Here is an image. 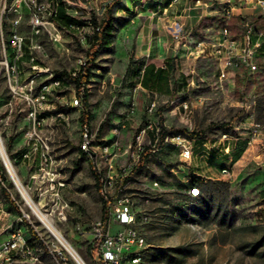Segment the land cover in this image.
Listing matches in <instances>:
<instances>
[{"label": "rangeland", "instance_id": "obj_1", "mask_svg": "<svg viewBox=\"0 0 264 264\" xmlns=\"http://www.w3.org/2000/svg\"><path fill=\"white\" fill-rule=\"evenodd\" d=\"M139 1L137 11L147 10L154 2ZM200 1L207 4V13L193 29L194 52L189 53V38H181V32V37H173L179 41L177 55L165 69H160L163 63L152 51L148 56L136 53L139 24L131 21L133 13L125 11L122 0H66L67 13L81 24L74 30L44 20L35 34L37 28L32 27L24 12L17 27L25 38L23 56L17 60L21 81L29 74L25 63L31 56L54 74L73 70L78 58L86 60L90 68L82 108L68 106L74 85L50 96V109L42 115L45 121L30 141V147L37 149H29L25 156L27 150L22 142L32 123L26 119V103L12 96L8 84L4 51L10 60L14 59L9 49L13 16L2 10L0 0V137L5 150L9 137H13L12 148L6 153L20 183L87 264H103L93 234L95 222L101 220L102 200L89 159L79 151V121L83 116L97 131L96 142L115 141L112 128L127 120V128L119 138L128 142L146 120L149 104L155 101V116L158 120L161 117L168 129L201 131L205 137H213L230 131L220 125L230 122L232 127L241 102L254 96L256 120L264 124V58H257L258 71L247 73L240 69L220 80L213 56L197 54L195 48L199 41L214 39L225 24L236 33L244 22L264 32V11L244 0ZM92 17L112 19V37L105 47L91 49L88 40L82 38L92 32ZM161 70L166 78L158 88L141 85L145 75ZM183 101L189 106L186 115L181 107ZM53 104L57 108L64 104L69 123L51 118ZM132 106L135 112L129 116ZM246 147H242L243 152ZM248 155L250 162L228 176L219 172L221 167H215L218 161L204 164L195 158L188 167L169 147L151 159H143L125 191L132 201V210L148 218L145 223L136 224L146 241L144 264H264V149L254 146ZM126 162V156L117 157L119 172ZM0 167L14 203L4 199L0 184V196L5 201L4 225L13 222L17 227V220L22 217L21 225L38 257L34 263L16 264H60L56 255L76 264L25 205L1 160ZM200 171L205 177L197 174ZM197 180L207 185L198 196H191L189 189ZM153 181L159 186L154 187ZM107 227L114 232L119 226L111 220Z\"/></svg>", "mask_w": 264, "mask_h": 264}, {"label": "built area", "instance_id": "obj_2", "mask_svg": "<svg viewBox=\"0 0 264 264\" xmlns=\"http://www.w3.org/2000/svg\"><path fill=\"white\" fill-rule=\"evenodd\" d=\"M244 1L252 4L255 9L264 11V0ZM195 3H200V0H196ZM57 6L56 0H3L2 10L13 16L9 49L14 54V59L10 60L7 57V51H4L8 84L12 96L26 103V119L32 123V127L25 131V140L22 142L23 148L27 150L25 156L29 149H37V146L30 147V141L36 134V128L45 121L42 115L47 109H50L48 104L50 96L58 94L63 89H70L74 85L71 88L73 95L68 103L70 108H82L86 96L85 70L87 62L83 58L77 59V67L68 71L67 75H56L48 67L40 66L34 56H31L25 63L29 74L25 81L20 80V66L17 64V60L23 56L25 41V38L17 31L20 19L25 12L29 16L32 27L37 28L35 31L37 34L38 27L44 20L53 22L52 18L56 14ZM93 33L92 29L91 34L82 37L83 40L87 41L88 36ZM179 36L180 32L176 29L174 37L179 38ZM261 51L263 53H260ZM196 52L197 54L209 53L213 56L217 62L220 80L228 78L230 74L234 75L240 69L246 70L247 73H254L258 71L257 58L259 56L264 58V32L256 29L252 24L244 22L240 25V31L236 33L225 24L214 39L197 42ZM75 79L77 82L74 81ZM51 107L53 108L52 119L69 123L67 113L58 111L55 104ZM181 107L186 115L189 107L187 102L183 101ZM240 108L231 130L221 131L213 137L188 138L180 133H170L161 139V126L155 116V101L149 104L146 120L133 139L128 142L121 141L119 138L127 128V120H121L112 128L111 133L116 139L111 143L96 142L97 131L93 130L90 122L88 120L79 121V148L87 155L91 164L98 184V193L106 203L108 222L112 220L119 226L114 232H109L107 226L104 230V223L101 220L94 224L95 244L98 246L103 264H144L142 252L146 241L137 230L136 224L145 223L148 218L144 213L136 214L132 210V201L125 191L140 160L145 156L151 159L153 154H157L164 147H169L177 152L180 162L188 167L195 158L204 164L224 159L231 161L234 151L240 147V144L249 145L252 141L260 138L264 131V124L256 120L257 100L254 96L246 97L241 102ZM134 112L135 109L132 106L128 115L131 116ZM163 126L168 129L164 123ZM0 142L4 145L3 139ZM121 156H126L127 162L119 172L116 167V159ZM209 169L210 167L205 172ZM195 171H198V166ZM219 172L223 176L230 175L228 167H221ZM197 174L205 177L203 171ZM209 178L212 179L211 176ZM0 184L8 190L1 176ZM153 186H159L158 182L153 181ZM189 194L198 196L200 194L199 187L191 186ZM4 205L0 196V216L5 214ZM22 222V217H19L17 227L13 225V222L4 225L1 233L6 232L7 235L0 240V264L34 263L38 260L35 248L31 245L27 232L21 225Z\"/></svg>", "mask_w": 264, "mask_h": 264}, {"label": "crops", "instance_id": "obj_3", "mask_svg": "<svg viewBox=\"0 0 264 264\" xmlns=\"http://www.w3.org/2000/svg\"><path fill=\"white\" fill-rule=\"evenodd\" d=\"M136 1L138 0H122V6L125 8V11L133 13L131 14L133 17L131 21H136L139 24V31L136 38V53L143 52L141 54L142 56H148L152 51L153 55L160 57L158 61H162L163 63L159 66L160 69L168 68L171 65L170 60L177 55L176 45L179 41L173 38L176 29H178L180 34L182 32L181 38H189V53L194 52L192 50L194 46L192 41L195 40V36L192 35V32L199 20L207 13L206 3L202 5L201 1L200 3H195L193 0H167L166 2H163V0H154L151 3V7L147 6V10L137 11L140 4L136 3ZM146 3L147 1H145V5ZM178 10L179 14L177 13ZM149 11L151 13H147ZM259 145L264 149V131L260 138L252 141L246 147L237 161H234V158H231V161L224 159L219 160V164L214 163V165L215 167L231 168L230 174L236 173L250 162L248 154L251 148ZM241 146L245 145L240 144ZM240 147L234 151L233 156L241 149ZM214 165L212 164V166ZM4 224L5 218L2 214L0 216V240L5 237L1 233Z\"/></svg>", "mask_w": 264, "mask_h": 264}, {"label": "trees", "instance_id": "obj_4", "mask_svg": "<svg viewBox=\"0 0 264 264\" xmlns=\"http://www.w3.org/2000/svg\"><path fill=\"white\" fill-rule=\"evenodd\" d=\"M56 1H57L58 6H57L56 14L52 18L53 22L59 26L66 28V29H72L71 28L72 25L80 26L81 25L80 22L67 13L64 0H56ZM90 23L92 25L91 28L93 29V32H94L92 35L88 36V42L90 43L91 49H98L100 46L105 47L110 42L111 37H112V30H113L112 19L110 17H108V18L104 17L102 19L92 17ZM139 70H140V68H138L137 73H139ZM85 71H86V76H85V81H86L89 77V71H90V68L88 67V65H86ZM62 73L64 75H67L66 72H59L56 75H63ZM165 78H166V74L163 70H161L157 73L147 74L141 80V85L145 88H151V87L152 88H158V86L160 84L165 82ZM74 81L77 82V79H75ZM64 109H65V106H58L57 110L58 111H64ZM84 118H85V116H83V118H81V120H84ZM159 124L161 126V131H160L161 139H163V137L166 134H170V133H173V134L180 133V134H182L186 137H189V138L205 137L201 131L187 132L184 129H176V130H170L169 129L168 130V129L164 128L161 117H159ZM220 126L226 127V128L231 130L230 122L222 123ZM12 142H13V137H9L8 142L6 144V150L8 152L12 148ZM242 147H244V146H241L240 147L241 149L235 153L234 161H237L241 157V155L243 153V149H244ZM79 151L82 154H85L82 150H80V148H79ZM155 155L156 154H153L151 158H153ZM145 158H147V156H145ZM143 159L140 160L139 165L142 163ZM2 169L3 168L0 167V176H1ZM95 185L98 189L97 182H95ZM193 185L198 186L200 189V193H201V191H203V187L207 184L203 183V182H199L197 180L196 182H193L191 186H193ZM2 190H3V194H4V199H6L10 204H14L8 190H6L5 188H3ZM100 199L102 200L101 221L104 223V230H105L107 223H108V220H109V216H108V212H107L106 203L103 201V199L101 197H100ZM30 230H31V233H33V236L35 238H38V236L33 231V229L30 228ZM56 258L60 264H74L71 260H65L64 261L60 257H58L57 255H56Z\"/></svg>", "mask_w": 264, "mask_h": 264}, {"label": "bare ground", "instance_id": "obj_5", "mask_svg": "<svg viewBox=\"0 0 264 264\" xmlns=\"http://www.w3.org/2000/svg\"><path fill=\"white\" fill-rule=\"evenodd\" d=\"M66 1V0H65ZM76 25H72L71 28L77 29ZM0 140L1 137H0ZM0 159L3 161L4 166L12 180L16 184V188L19 191L21 197L24 200L25 205L30 209L31 213L37 217L46 230L60 243L61 247L70 255L76 264H87L77 250L68 242V240L62 235V233L50 222V220L39 210L32 198L27 194L23 188L20 180L18 179L13 167L9 162L8 155L4 148V145L0 142Z\"/></svg>", "mask_w": 264, "mask_h": 264}, {"label": "water", "instance_id": "obj_6", "mask_svg": "<svg viewBox=\"0 0 264 264\" xmlns=\"http://www.w3.org/2000/svg\"><path fill=\"white\" fill-rule=\"evenodd\" d=\"M12 181H13L14 185L16 186V184H15L14 180H12Z\"/></svg>", "mask_w": 264, "mask_h": 264}]
</instances>
